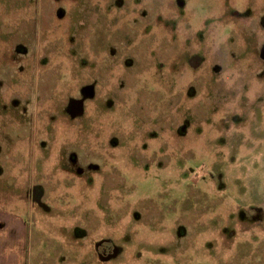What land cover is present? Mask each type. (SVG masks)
<instances>
[{
  "label": "rangeland",
  "instance_id": "1",
  "mask_svg": "<svg viewBox=\"0 0 264 264\" xmlns=\"http://www.w3.org/2000/svg\"><path fill=\"white\" fill-rule=\"evenodd\" d=\"M0 215L6 264H264V0H0Z\"/></svg>",
  "mask_w": 264,
  "mask_h": 264
},
{
  "label": "crops",
  "instance_id": "2",
  "mask_svg": "<svg viewBox=\"0 0 264 264\" xmlns=\"http://www.w3.org/2000/svg\"><path fill=\"white\" fill-rule=\"evenodd\" d=\"M0 220H4V217H1ZM0 250H3L2 246L5 245V242H14L16 244L17 239H20L22 236V222L20 223L18 220H15L12 222V224L9 225L6 229V232L8 234L6 235V232L4 233L2 230H0ZM12 239H14L12 241ZM11 248V247H10ZM10 250H21L20 246L13 245V247ZM2 252L0 251V264H6L7 261H9L6 256L1 255Z\"/></svg>",
  "mask_w": 264,
  "mask_h": 264
},
{
  "label": "flooded vegetation",
  "instance_id": "3",
  "mask_svg": "<svg viewBox=\"0 0 264 264\" xmlns=\"http://www.w3.org/2000/svg\"><path fill=\"white\" fill-rule=\"evenodd\" d=\"M35 193H34V196H35L34 198H36ZM95 246H96L95 249H96L98 256L104 261L115 258V255L117 254L116 247L109 240L105 239L102 242L96 244Z\"/></svg>",
  "mask_w": 264,
  "mask_h": 264
},
{
  "label": "water",
  "instance_id": "4",
  "mask_svg": "<svg viewBox=\"0 0 264 264\" xmlns=\"http://www.w3.org/2000/svg\"><path fill=\"white\" fill-rule=\"evenodd\" d=\"M76 101V102H75ZM73 103H72V107H73V109L75 110V111H80L82 108H83V104H84V102H83V100H75ZM78 103H79V105H78Z\"/></svg>",
  "mask_w": 264,
  "mask_h": 264
}]
</instances>
